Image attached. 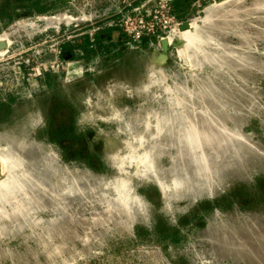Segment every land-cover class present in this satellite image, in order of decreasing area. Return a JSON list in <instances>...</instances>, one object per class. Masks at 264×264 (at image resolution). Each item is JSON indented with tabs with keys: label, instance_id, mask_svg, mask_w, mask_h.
Listing matches in <instances>:
<instances>
[{
	"label": "rangeland",
	"instance_id": "rangeland-1",
	"mask_svg": "<svg viewBox=\"0 0 264 264\" xmlns=\"http://www.w3.org/2000/svg\"><path fill=\"white\" fill-rule=\"evenodd\" d=\"M9 1L0 264H264V0Z\"/></svg>",
	"mask_w": 264,
	"mask_h": 264
},
{
	"label": "clouds",
	"instance_id": "clouds-1",
	"mask_svg": "<svg viewBox=\"0 0 264 264\" xmlns=\"http://www.w3.org/2000/svg\"><path fill=\"white\" fill-rule=\"evenodd\" d=\"M189 36L191 39L188 40L187 47L190 51V58L199 60V57L203 55L201 46L204 43L203 41L200 40L198 36H196L194 33H190ZM192 99V94H189L188 100H181L179 98H176L174 100L176 107L180 110H183L186 105L190 104ZM182 114V112H181ZM169 123H172V121H169ZM44 121L43 118L40 117L36 121H34L33 126H39L43 125ZM185 135L184 130H181V136L183 137ZM197 176H200V173L197 172ZM195 188L200 189V194L199 198L195 199L196 203H199L202 199H208V200H215L216 199V191L213 189H209L208 186L204 183H198V184H193L188 181H183V186L179 189V191H176V189L173 187V199L175 201H183L187 197L191 196L194 192ZM216 213L219 214V209H215ZM186 215L187 212H184Z\"/></svg>",
	"mask_w": 264,
	"mask_h": 264
},
{
	"label": "trees",
	"instance_id": "trees-1",
	"mask_svg": "<svg viewBox=\"0 0 264 264\" xmlns=\"http://www.w3.org/2000/svg\"><path fill=\"white\" fill-rule=\"evenodd\" d=\"M39 4L35 5V10H37L38 12H41V9L39 7ZM10 12H12V7H11V2H7L6 5H4L2 8H0V16H4L5 14H10ZM113 33L114 30L113 29H106L104 31L99 32L96 35V43H95V49L96 51L102 50L103 48V42L101 40V37L103 36L104 38H106L107 42H109L111 44L112 42V38H113ZM90 46H93L91 44V42L89 40H80L77 41L75 43V47H69L68 50L69 52L73 55V53L75 52V49L77 47H79L80 49H82L87 55L93 53L94 51L90 50Z\"/></svg>",
	"mask_w": 264,
	"mask_h": 264
},
{
	"label": "crops",
	"instance_id": "crops-1",
	"mask_svg": "<svg viewBox=\"0 0 264 264\" xmlns=\"http://www.w3.org/2000/svg\"><path fill=\"white\" fill-rule=\"evenodd\" d=\"M176 4H179L178 2H176Z\"/></svg>",
	"mask_w": 264,
	"mask_h": 264
}]
</instances>
